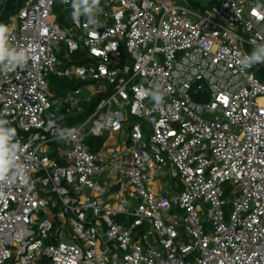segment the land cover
<instances>
[{"label":"built area","instance_id":"1","mask_svg":"<svg viewBox=\"0 0 264 264\" xmlns=\"http://www.w3.org/2000/svg\"><path fill=\"white\" fill-rule=\"evenodd\" d=\"M22 1L0 120L25 172L0 179V264H264V60L240 63L264 0H98L92 18ZM53 76L80 85L57 97Z\"/></svg>","mask_w":264,"mask_h":264},{"label":"clouds","instance_id":"2","mask_svg":"<svg viewBox=\"0 0 264 264\" xmlns=\"http://www.w3.org/2000/svg\"><path fill=\"white\" fill-rule=\"evenodd\" d=\"M98 0H75L72 5L73 16L78 17L84 15L92 18L97 12ZM8 27L0 24V64L8 70H14L17 67H24L27 64L28 57L23 50L17 51L7 47L6 39L8 34ZM264 58V46L254 49L250 54L244 55L240 63L242 65H249L252 62ZM152 99L157 103L162 101V96L157 92L151 93ZM9 124L6 120H0V179L15 180L17 175H24L25 168L16 162V152L19 147L16 142L15 129L7 126ZM63 135L62 133L60 134ZM9 169H15V172L10 176Z\"/></svg>","mask_w":264,"mask_h":264},{"label":"trees","instance_id":"3","mask_svg":"<svg viewBox=\"0 0 264 264\" xmlns=\"http://www.w3.org/2000/svg\"><path fill=\"white\" fill-rule=\"evenodd\" d=\"M23 5L24 3L22 0H1L0 24L2 25L6 24L12 15L17 14L23 8ZM58 21L60 24L63 25V18L60 14L58 15ZM79 85L80 83L75 80H69L67 78H59L56 76H53L51 80V90L54 93H57L58 95H62L63 93H65L66 90L71 88L72 89L76 88ZM92 107L93 106H91L89 110L84 114H79L77 116H72V117H66L65 122L73 125L85 119L90 113L89 111H91ZM99 141L101 142L102 140Z\"/></svg>","mask_w":264,"mask_h":264},{"label":"rangeland","instance_id":"4","mask_svg":"<svg viewBox=\"0 0 264 264\" xmlns=\"http://www.w3.org/2000/svg\"><path fill=\"white\" fill-rule=\"evenodd\" d=\"M193 1H199L201 2L202 4L204 3L203 1L201 0H193ZM56 14H60L63 18V25L61 24V26L63 28H68L69 25L65 22L67 19L70 18L71 16V9L66 7L65 6H59V3L56 4ZM254 49H256L255 47L253 46H249L248 50H249V53H251ZM260 60H264V58H260L257 60V62H259ZM264 65V63H258V66H257V69L258 68H261L262 66ZM259 77H261V74L258 75ZM53 92V91H52ZM54 93V92H53ZM57 97H59L60 95H58L57 93H55ZM196 99V98H195ZM52 100H54V108L56 110H60L63 108V105H60V101H59V98H53ZM132 121H128V123L125 125V129H127L128 127H130V124L133 123L134 121H140L142 122V120L140 119H133V118H130ZM148 134V133H147ZM68 241V240H67ZM71 241V240H70ZM72 242V241H71Z\"/></svg>","mask_w":264,"mask_h":264}]
</instances>
